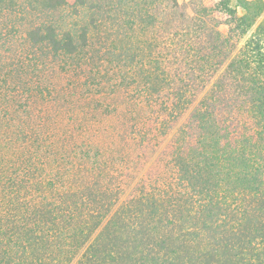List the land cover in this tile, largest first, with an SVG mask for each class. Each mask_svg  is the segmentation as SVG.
Returning a JSON list of instances; mask_svg holds the SVG:
<instances>
[{
  "label": "rangeland",
  "instance_id": "obj_1",
  "mask_svg": "<svg viewBox=\"0 0 264 264\" xmlns=\"http://www.w3.org/2000/svg\"><path fill=\"white\" fill-rule=\"evenodd\" d=\"M195 1L179 0L180 13L190 11ZM74 3L69 0L54 20L92 16L86 10L84 18L73 17ZM96 17L102 18L101 32L85 56L68 60L70 71L48 49L25 46L22 36L31 27L29 21L18 25L15 42H0V264H135L131 251L118 254L113 248L120 236L115 226L130 222L115 213L127 207L137 210L149 194L169 191L168 185L171 194L178 193L175 148L180 143L185 151L195 143L193 109L209 90L213 74L192 73L190 66L199 69L216 59H209L208 44L187 49L184 60H190L182 72V61L175 56L168 57L170 64L164 61L170 49H163V28L146 36L138 33L140 39L160 38L154 54L160 52L162 66L170 65L173 76L171 87L151 97L143 91L144 77L131 60L133 51L120 57L130 48L122 29L114 28L105 13ZM7 18L0 21L17 22L15 16ZM187 71L191 83L183 75ZM180 89L187 91L192 105L165 110L163 103L169 105ZM217 113L227 127V105ZM240 126L239 120L232 121L234 135ZM183 131L187 137L182 142ZM28 166L33 172L25 174ZM55 176L67 178V187L56 183L55 190L44 193L45 182H55ZM110 223H115L112 238L100 237ZM167 232L165 240L172 242L169 235L176 232ZM99 237L106 247L95 241ZM111 256L118 260L112 262Z\"/></svg>",
  "mask_w": 264,
  "mask_h": 264
},
{
  "label": "trees",
  "instance_id": "obj_2",
  "mask_svg": "<svg viewBox=\"0 0 264 264\" xmlns=\"http://www.w3.org/2000/svg\"><path fill=\"white\" fill-rule=\"evenodd\" d=\"M195 2L190 11L180 13L179 0H75L73 17L84 18L86 10L92 13L89 19L75 21L54 20L69 0H0V19L15 16L17 21H0V42H15L18 25L29 21L31 27L22 36L25 46L48 49L70 71L68 60L87 54L104 25L96 15L105 13L129 42V50L120 57L133 51L131 60L144 77L143 91L151 97L174 84L169 56L182 61V70L190 60H184L186 50L208 44L209 59L216 63L207 61L199 69L190 66L192 73L213 74L209 90L193 109L195 143L185 151L180 143L175 148L172 164L178 193L171 194L168 185L169 191L149 194L137 210L117 211L116 218L129 217L130 222L115 226L120 236L113 248L118 254L131 251L135 264H264V0ZM158 28L165 33L163 49H170L164 66L160 52L153 50L160 46V38L137 36ZM190 79L187 74L185 80L191 83ZM172 95L169 105L163 103L165 110H185L193 103L182 89ZM221 103L227 105V127L217 113ZM235 120L241 124L237 135L230 128ZM179 137L185 141L186 131ZM31 167L24 173L33 172ZM53 180L45 182L44 193L57 184L67 187V178ZM111 224L101 229L100 237L112 238L115 223ZM167 231L176 232L169 235L172 242L165 240ZM100 237L95 241L106 247ZM116 260L111 256L112 262Z\"/></svg>",
  "mask_w": 264,
  "mask_h": 264
}]
</instances>
